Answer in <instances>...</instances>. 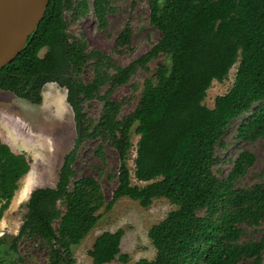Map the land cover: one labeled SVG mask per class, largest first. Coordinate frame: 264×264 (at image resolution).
<instances>
[{
	"label": "trees",
	"instance_id": "1",
	"mask_svg": "<svg viewBox=\"0 0 264 264\" xmlns=\"http://www.w3.org/2000/svg\"><path fill=\"white\" fill-rule=\"evenodd\" d=\"M147 5L148 23L160 37L125 67L90 50L83 36L68 33L69 23L90 10L104 29L112 0H49L23 50L0 68V90L33 105L42 103L45 85L65 89L76 132L54 187L31 191L18 232L0 235V264H27L29 254L23 256L20 245L30 242L46 251V264H76L74 247L95 227L98 212L121 198L144 209L156 199L174 207L148 231L154 258L135 264H261L264 235L254 241H241V235L243 225L264 226V179L235 186L255 156L241 151L226 177L215 175L214 168L232 122H238V139L264 138V0H147ZM131 33L126 23L114 49L128 46ZM161 56L167 62L144 79L135 108L120 117L122 102L109 99L111 92ZM235 64L231 88L212 108L204 105L212 82L224 81ZM86 68L92 73L89 82L82 78ZM93 100L103 104L97 121L84 110ZM132 129L138 139L130 169ZM87 141L107 143L117 154V185L108 202L98 180L77 177L73 167ZM96 153L103 160L101 146ZM30 163L0 139V221ZM133 178L144 184H133ZM123 234L118 229L99 235L88 250L92 264H126Z\"/></svg>",
	"mask_w": 264,
	"mask_h": 264
},
{
	"label": "rangeland",
	"instance_id": "2",
	"mask_svg": "<svg viewBox=\"0 0 264 264\" xmlns=\"http://www.w3.org/2000/svg\"><path fill=\"white\" fill-rule=\"evenodd\" d=\"M91 4V0H89ZM113 10L108 14L107 25L100 29L91 10L83 17L70 22L68 33L72 37L83 36L90 50H100L109 56L118 66L125 67L146 53L158 41L159 32L148 23L147 0H112ZM67 20L69 13L65 14ZM131 28V39L128 46L114 49V40L124 25ZM44 50L40 52L42 56ZM160 62H167L163 56L151 61L148 71L138 69L129 81L115 88L109 97L121 101L120 117L135 108L143 89V81L154 73ZM237 64L230 69L227 78L222 82L213 81L207 90L203 104L213 107L214 99L231 88ZM82 78L89 82L92 73L85 69ZM106 90L103 89L102 93ZM102 103L98 100L88 102L84 110L94 121L99 119ZM237 120L232 122L225 133L223 147L216 150L218 166L215 175L226 177L232 167V160L241 152L248 151L255 156V162L247 173L235 183L237 188H245L264 179V138L254 142L242 141L236 137ZM76 137L73 113L66 102V90L56 84H47L42 89V103L33 105L16 97L11 92L0 90V139L14 153H23L31 161L29 172L19 181L18 189L10 203L9 209L0 221V235L16 234L27 212L26 203L31 191L36 188L54 187L63 157L74 144ZM133 147L129 155V167L133 169L135 146L138 137L131 133ZM101 146L103 160L96 153ZM119 166L117 154L107 143L100 141L85 142L77 153L73 164L77 177H92L98 180L104 198L108 202L117 185L116 173ZM133 184L143 185L132 179ZM174 207L165 199H156L151 206L144 209L135 201L121 198L109 209L102 208L95 227L74 247L76 264H92L88 250L94 240L104 232H115L122 229L124 234L120 243L122 254L129 257L126 264H135L140 259L152 260L155 250L148 237L150 227L161 221ZM264 235V226H245L241 241L259 240ZM23 256L29 254L27 264H46V251L37 243L20 245ZM109 264H123L113 261ZM238 264H250L241 261ZM264 264V250L261 256Z\"/></svg>",
	"mask_w": 264,
	"mask_h": 264
},
{
	"label": "water",
	"instance_id": "3",
	"mask_svg": "<svg viewBox=\"0 0 264 264\" xmlns=\"http://www.w3.org/2000/svg\"><path fill=\"white\" fill-rule=\"evenodd\" d=\"M48 3L49 0H0V68L23 50Z\"/></svg>",
	"mask_w": 264,
	"mask_h": 264
}]
</instances>
